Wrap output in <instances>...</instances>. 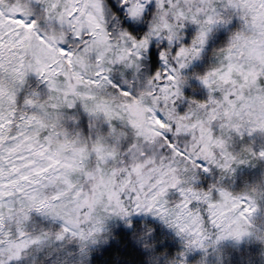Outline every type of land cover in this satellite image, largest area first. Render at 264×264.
<instances>
[{"label": "clouds", "instance_id": "obj_1", "mask_svg": "<svg viewBox=\"0 0 264 264\" xmlns=\"http://www.w3.org/2000/svg\"><path fill=\"white\" fill-rule=\"evenodd\" d=\"M56 2L60 4L63 23H58L55 30L47 24L38 25L52 47L48 48L38 40L31 41L22 67V72L33 78L29 81L34 85L31 94L28 90L24 94L25 99L32 103L22 99L20 105L25 112L37 113L31 129L34 141L41 142L43 138L48 146L47 152L61 160L83 161L80 167H66L64 176L83 189L82 195L97 198L101 205L108 203L110 193H121V202L127 201L131 205L132 202L128 201L130 192L140 190L142 186L158 189L167 185L162 199L168 201L170 211L157 218L145 212L142 205L139 229H131L126 235L113 232L99 244L90 245L91 251L83 258L79 255L78 245L73 244L72 256L65 258L61 249L54 251L47 261L42 257L40 264H94L91 254L103 245L117 246L120 252L118 264H264V157L259 151H249L253 145L257 149L264 148V129H259L256 124L264 113V85L258 88L255 84H247L244 89H239L231 81L210 77L212 86L209 87L199 79L207 74L209 66L223 62L221 50L228 49L235 34L240 35L233 51L247 45L264 49V33L252 32L251 26L243 19L245 10L241 8L235 27L218 30L209 47L195 61L191 55L179 61L184 65L177 69L178 86L182 92L171 99L174 103L187 100L188 106L183 114L173 108L166 117L176 127L159 129L152 123L146 107L152 103L149 93L158 83L153 72L154 63L146 50L137 55L140 46L130 43L132 37L128 28L113 7L122 0ZM75 8L80 10L69 16L67 13ZM61 46H66L70 55L59 53ZM166 51L171 54L170 49ZM33 53H38L44 62L55 59L62 67L61 73L53 74L46 81L36 71L39 64ZM223 56L227 58L226 51ZM250 62L256 65L260 75H264V63L256 57H251ZM155 68L159 70L160 65ZM64 72L68 76L64 77ZM97 79L98 84L88 83ZM53 80L55 88L49 87ZM69 82L76 86L71 94L64 92ZM213 89L221 93L235 89L238 110L231 113V124L223 115L224 105H217L220 114L214 120L209 118L204 93L210 96ZM125 91L131 95H124ZM78 92L83 95H77ZM198 92L201 94L197 95ZM97 101L101 102L99 110H84L85 103L95 108ZM240 104L243 107H239ZM45 105L47 110H42ZM104 106L120 114L112 121H106ZM85 114L87 126L82 120ZM69 116L73 119H68ZM106 122L108 130L104 136L107 147L101 156L94 154V150L86 145ZM221 124H224L222 130ZM202 128L206 132L212 130L215 136L225 141L223 147L216 146L214 156H208L204 161L207 170L195 158L196 145L204 139ZM253 128L258 129L259 137L244 139L240 136V133ZM129 137H132L133 144L139 140L140 145H146L149 154L144 148L132 151L125 147ZM171 144L193 158L181 157ZM225 152L235 159H226ZM201 156H204L203 152ZM220 163H228L230 167L222 168ZM62 187L66 185H49L42 191L51 193ZM221 189L233 196L247 193L252 197L249 201L252 211L247 213L248 221H244L247 231L239 239L230 235V229L223 224L217 226L207 218L213 207L209 201H224ZM70 194L71 190L66 199ZM115 199L113 197V201ZM36 211L51 215L47 207ZM130 211L134 212L135 208L130 207ZM44 220L52 226L48 217ZM177 221L189 227L180 232L175 227ZM113 223L119 227L118 222ZM193 225L198 226L197 231H193ZM145 234L148 239L144 238Z\"/></svg>", "mask_w": 264, "mask_h": 264}, {"label": "snow or ice", "instance_id": "obj_2", "mask_svg": "<svg viewBox=\"0 0 264 264\" xmlns=\"http://www.w3.org/2000/svg\"><path fill=\"white\" fill-rule=\"evenodd\" d=\"M113 7L128 28V34L132 37L130 43L140 46L137 55H142L146 50L151 56L152 49L157 50L160 68L157 70L154 66L153 72L158 83L149 93L152 103L146 107L152 116V123L159 129L176 127L166 117L173 108L183 114L188 106L187 100L174 103L171 99L182 92L178 86L177 69L184 65L179 61L186 60L187 55H191L195 61L209 47L218 30L235 27L241 8L245 10L243 19L251 26L252 32L264 33V0H122L118 6L113 4ZM59 10L60 4L56 0H0V264H40L42 257L47 261V257L61 249L67 258L73 255V244L78 245L79 255L83 258L91 251L90 245L99 244L101 239H107L113 232L126 235L131 229H139L138 217L143 215L142 205L145 212L157 218H161L162 214L166 216L170 211L168 201L162 199L167 185L158 189L155 186H142L140 190L130 192L128 201L132 202L131 205L127 201L121 202V193H110L108 203L101 205L97 198L90 199L82 195L83 189L64 176L66 167H80L83 161L61 160L47 152L48 146L43 138L41 142L34 141L31 129L37 113L25 112L20 105L21 100L25 99V90L29 94L32 92L34 85L29 81L33 78L22 72V67L28 57L27 49L31 41L38 40L48 48L52 47L44 33L39 31L38 25L47 24L55 30L58 23H63V14ZM79 10L75 8L67 14L73 16ZM181 21L184 23L181 24ZM181 32L184 34L181 35ZM239 35H234L228 49L221 50L223 62L209 66L207 74L199 77L204 85L212 86L210 77L231 81L239 89H244L247 84H255L258 88L264 85V75H260L256 65L250 62L251 57H256L264 63V49L247 45L233 51ZM167 49L171 50V54ZM225 51L227 58L223 56ZM59 53L70 55L66 46H61ZM33 56L39 64L36 71L46 81L53 74L61 73L62 67L55 59L44 62L38 53H33ZM63 76H68V73L64 72ZM88 83L98 84L99 80H89ZM49 87H56L54 80ZM75 90L76 86L69 82L64 92L71 94ZM77 95L83 94L78 92ZM124 95L131 94L125 91ZM204 95L209 118L214 120L220 114L217 105H224L223 115L231 124V113L238 110L235 89L224 93L213 89L210 96L207 93ZM25 102L32 103L27 99ZM170 104L172 107H168ZM77 107L80 105L77 104ZM100 107V101H97L95 108H90L88 103L83 105L86 111H96ZM42 110H47V105ZM119 114L104 106L106 121H112ZM68 119L73 117L69 116ZM256 124L259 129H264V113L256 120ZM223 127L224 124H221V130ZM107 130L106 122L103 129L94 133L86 145L94 150V154H104L103 150L107 147L104 132ZM176 130L179 131V128ZM257 130L249 129L247 133H240V136L248 139V135ZM201 136L204 139L196 145L195 158L207 170L204 161L208 156H214L216 146L223 147L225 141L215 136L212 130L206 132L203 128ZM168 139L171 143L170 135ZM125 147L132 151L144 148L149 154L146 145H140L139 140L133 144L132 137H129ZM171 147L181 157L189 160L193 158L175 144H171ZM249 151H259L260 156L264 157V148L257 149L253 145ZM201 152L204 153L203 157ZM224 156L226 159H235L227 152ZM220 167L227 169L230 165L220 163ZM57 184L66 187L51 193L42 191L49 185ZM69 190L71 194L66 199ZM221 194L224 195L223 202L209 201L213 207L207 218L217 226L223 224L226 229H230V235L239 239L247 231L244 221H248L247 213L252 211L249 203L252 197L247 193L233 196L223 189ZM113 197H116L115 201ZM46 207L50 209V216L43 211H36ZM130 207H134L135 211H130ZM232 213L234 215H230ZM37 214L48 217L52 226L37 222ZM114 221L118 222L119 227L114 225ZM175 227L183 232L189 225L177 221ZM197 230L198 226L193 225V231ZM159 231L157 225V233ZM144 238L148 239L147 234Z\"/></svg>", "mask_w": 264, "mask_h": 264}, {"label": "trees", "instance_id": "obj_3", "mask_svg": "<svg viewBox=\"0 0 264 264\" xmlns=\"http://www.w3.org/2000/svg\"><path fill=\"white\" fill-rule=\"evenodd\" d=\"M94 264H118L120 252L116 245H103L91 254Z\"/></svg>", "mask_w": 264, "mask_h": 264}, {"label": "rangeland", "instance_id": "obj_4", "mask_svg": "<svg viewBox=\"0 0 264 264\" xmlns=\"http://www.w3.org/2000/svg\"><path fill=\"white\" fill-rule=\"evenodd\" d=\"M150 57L153 60L154 66L158 65V53H157V50L155 48L152 49V53H151ZM82 120L85 122V126H87V124H86V121H87L86 114L82 117ZM253 137H259V134L256 132V133H252V134L248 135V139H251ZM35 219H36L37 222L47 223V221L44 220V218L42 216H40L39 214H37L35 216Z\"/></svg>", "mask_w": 264, "mask_h": 264}]
</instances>
